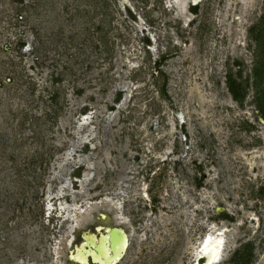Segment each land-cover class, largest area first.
Masks as SVG:
<instances>
[{
  "label": "rangeland",
  "instance_id": "rangeland-1",
  "mask_svg": "<svg viewBox=\"0 0 264 264\" xmlns=\"http://www.w3.org/2000/svg\"><path fill=\"white\" fill-rule=\"evenodd\" d=\"M183 2L0 0V264H68L101 212L118 264H194L212 227L264 264V0Z\"/></svg>",
  "mask_w": 264,
  "mask_h": 264
},
{
  "label": "bare ground",
  "instance_id": "bare-ground-1",
  "mask_svg": "<svg viewBox=\"0 0 264 264\" xmlns=\"http://www.w3.org/2000/svg\"><path fill=\"white\" fill-rule=\"evenodd\" d=\"M172 3L175 7L182 8L184 7L183 0H172ZM172 5V4H171ZM169 5V6H171ZM50 210V208H49ZM105 227L107 229H111L112 227L119 226L124 230V232L127 234V246L125 250L122 251V253L116 257L114 260L108 262V264H118L124 255L126 254L129 245H130V238L132 233L127 231L122 226V220L118 216H107L106 213L101 212L97 218L95 219V226L94 230L86 229L83 230L80 233V242L76 244L75 241H70L67 245L69 252H68V264H83L84 261H86L88 264H106L102 256H92L89 253L80 252V247L85 243V239L83 236L93 235L97 238V235L99 233V230L104 227L103 223L106 224ZM220 233L219 229L216 227H212L209 232L205 235L201 243L199 244V247L196 249V251L193 254V258L195 260L194 264H198L199 260L201 258H206L209 260L208 264H219L224 256L223 250H224V239L221 237L222 235L216 236V234ZM92 250V249H91ZM94 252V251H93ZM95 253V252H94Z\"/></svg>",
  "mask_w": 264,
  "mask_h": 264
},
{
  "label": "water",
  "instance_id": "water-1",
  "mask_svg": "<svg viewBox=\"0 0 264 264\" xmlns=\"http://www.w3.org/2000/svg\"><path fill=\"white\" fill-rule=\"evenodd\" d=\"M196 4V3H194ZM99 230L97 238L93 235L83 236L85 243L80 247V252L89 253L92 256H102L105 263L118 257L127 246V234L119 226L106 230V224ZM92 227V226H91ZM89 228L94 230V228ZM92 249V250H91ZM95 253H94V252ZM209 260L203 257L198 264H208ZM83 264H88L86 261Z\"/></svg>",
  "mask_w": 264,
  "mask_h": 264
},
{
  "label": "trees",
  "instance_id": "trees-1",
  "mask_svg": "<svg viewBox=\"0 0 264 264\" xmlns=\"http://www.w3.org/2000/svg\"><path fill=\"white\" fill-rule=\"evenodd\" d=\"M160 61L161 60H159V62ZM262 74H264V62L262 64V66L260 68H257V70H256V76H257V78L258 77H261L260 75H262ZM227 76H228V79H227V81H228V88H229L230 93L232 94L234 100H236L237 102H241L242 103L245 96H243L241 94L240 86L237 83H235V81L232 80L231 71L228 73ZM260 108H261L262 113L264 115V103H262V105H261ZM237 253L238 254H237L236 258H234V263L233 264H237L240 256L242 255L241 252H237ZM245 264H251V259H248V261H246Z\"/></svg>",
  "mask_w": 264,
  "mask_h": 264
}]
</instances>
